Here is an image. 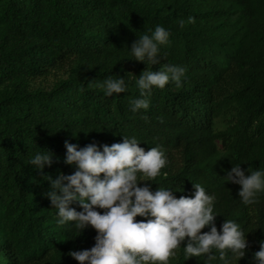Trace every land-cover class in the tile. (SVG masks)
<instances>
[{"label": "trees", "instance_id": "trees-1", "mask_svg": "<svg viewBox=\"0 0 264 264\" xmlns=\"http://www.w3.org/2000/svg\"><path fill=\"white\" fill-rule=\"evenodd\" d=\"M158 24L170 32L160 45L166 60L130 59L128 46ZM166 62L186 68L181 86L153 89L149 107L133 112L135 75ZM109 75L124 76L127 90L105 96L99 85ZM122 135L145 150L159 145L167 158L140 183L180 189L177 197L200 184L215 195L218 231L224 219L249 231L237 264H255L264 191L246 205L225 174L232 163L264 170V0H0V264H78L67 253L91 247L95 230L77 235L56 223L45 175L73 171L65 139L99 146ZM41 149L54 160L38 172L29 159ZM183 245L170 264H203Z\"/></svg>", "mask_w": 264, "mask_h": 264}, {"label": "clouds", "instance_id": "clouds-1", "mask_svg": "<svg viewBox=\"0 0 264 264\" xmlns=\"http://www.w3.org/2000/svg\"><path fill=\"white\" fill-rule=\"evenodd\" d=\"M188 22H194V17H188ZM179 23L183 25L184 20ZM169 35L159 24L150 34H141L128 46L130 59L148 66L166 60L160 45L168 43ZM185 73L184 66L167 62L157 71L146 67L135 75L139 96L130 101L131 110L147 109L153 89H163L170 81L181 86ZM99 86L105 96L125 92L128 87L125 77L118 75H109ZM63 146V162L73 171L58 173L55 178L45 175L48 189L44 195L56 210L57 224L71 223L77 235L88 227L95 230L91 247L67 253L78 264H170L182 241L185 257L203 256V264L217 259L220 264H237L245 255L249 231L231 219H224L218 231L215 195L200 184H192L190 196L177 197L174 192L180 189L157 187L153 191L151 183H140L152 182L166 166L167 158L159 145L145 150L138 146L136 137L122 135L119 142L110 145L90 142L78 147L65 139ZM53 160L51 151L41 149L33 153L29 163L39 172ZM248 168L232 163L225 174L226 181L240 186L237 196L246 205L256 203L264 191V170ZM74 202L79 211L70 206ZM137 216L145 219H134ZM205 226L208 230L201 231ZM258 243L253 259L255 264H264V240Z\"/></svg>", "mask_w": 264, "mask_h": 264}]
</instances>
